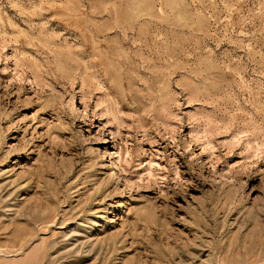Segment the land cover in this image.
Instances as JSON below:
<instances>
[{
	"label": "rangeland",
	"instance_id": "obj_1",
	"mask_svg": "<svg viewBox=\"0 0 264 264\" xmlns=\"http://www.w3.org/2000/svg\"><path fill=\"white\" fill-rule=\"evenodd\" d=\"M0 264H264V0H0Z\"/></svg>",
	"mask_w": 264,
	"mask_h": 264
},
{
	"label": "bare ground",
	"instance_id": "obj_2",
	"mask_svg": "<svg viewBox=\"0 0 264 264\" xmlns=\"http://www.w3.org/2000/svg\"><path fill=\"white\" fill-rule=\"evenodd\" d=\"M133 9V8H132ZM124 17H126L125 16V14L123 15ZM81 112V111H80ZM82 113H84V111L82 112ZM86 117V116H85ZM76 121H77V118H76ZM80 123V122H79ZM182 258H190V257H187V256H181Z\"/></svg>",
	"mask_w": 264,
	"mask_h": 264
}]
</instances>
